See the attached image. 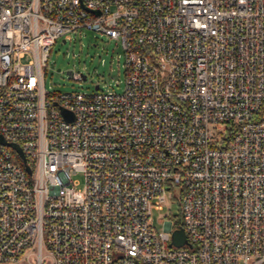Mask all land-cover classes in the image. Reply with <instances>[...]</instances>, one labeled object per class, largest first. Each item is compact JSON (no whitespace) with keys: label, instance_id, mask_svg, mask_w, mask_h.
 <instances>
[{"label":"built area","instance_id":"obj_1","mask_svg":"<svg viewBox=\"0 0 264 264\" xmlns=\"http://www.w3.org/2000/svg\"><path fill=\"white\" fill-rule=\"evenodd\" d=\"M81 29L121 93L46 90ZM0 264H264V0H0Z\"/></svg>","mask_w":264,"mask_h":264},{"label":"rangeland","instance_id":"obj_2","mask_svg":"<svg viewBox=\"0 0 264 264\" xmlns=\"http://www.w3.org/2000/svg\"><path fill=\"white\" fill-rule=\"evenodd\" d=\"M26 60L28 57L23 59ZM124 63L119 40L93 30H77L59 38L51 48L43 71L44 85L47 91L55 93L93 94L99 90L121 93L125 79ZM76 73L85 75L86 79H74ZM96 85L99 90H95ZM73 179L79 182V188L83 187L82 176ZM178 214V203L168 199L161 210L153 209V228L162 231L165 223Z\"/></svg>","mask_w":264,"mask_h":264},{"label":"water","instance_id":"obj_3","mask_svg":"<svg viewBox=\"0 0 264 264\" xmlns=\"http://www.w3.org/2000/svg\"><path fill=\"white\" fill-rule=\"evenodd\" d=\"M94 12L99 13V11H96V10ZM63 42H65V40ZM69 73H71V72L69 71ZM83 76L86 79V76L85 75H83ZM98 89H99V85H96L95 90H98ZM64 114L67 115L66 113H64ZM17 150H18L19 154L23 157L24 163H26V160L24 158L22 150L20 148H18ZM25 167H26V170L28 171V173H30L31 172L30 167L27 164L25 165ZM184 244H187V239H186V235L184 233L183 228L175 229L172 232V241H171L169 246L180 247V246H183Z\"/></svg>","mask_w":264,"mask_h":264},{"label":"trees","instance_id":"obj_4","mask_svg":"<svg viewBox=\"0 0 264 264\" xmlns=\"http://www.w3.org/2000/svg\"><path fill=\"white\" fill-rule=\"evenodd\" d=\"M178 206H179V204H178ZM172 219H173L174 227H181L182 226L180 207H179V214L176 217H172Z\"/></svg>","mask_w":264,"mask_h":264}]
</instances>
